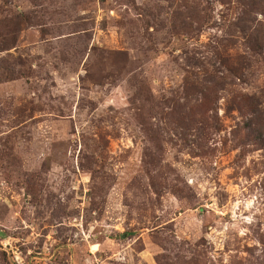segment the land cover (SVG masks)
I'll use <instances>...</instances> for the list:
<instances>
[{"label":"rangeland","instance_id":"1","mask_svg":"<svg viewBox=\"0 0 264 264\" xmlns=\"http://www.w3.org/2000/svg\"><path fill=\"white\" fill-rule=\"evenodd\" d=\"M0 264H264V0H0Z\"/></svg>","mask_w":264,"mask_h":264}]
</instances>
